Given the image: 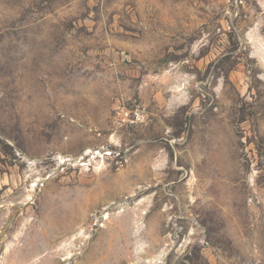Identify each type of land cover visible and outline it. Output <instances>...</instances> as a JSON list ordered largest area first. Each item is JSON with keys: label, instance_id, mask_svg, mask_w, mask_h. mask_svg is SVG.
I'll return each mask as SVG.
<instances>
[{"label": "rangeland", "instance_id": "374dc122", "mask_svg": "<svg viewBox=\"0 0 264 264\" xmlns=\"http://www.w3.org/2000/svg\"><path fill=\"white\" fill-rule=\"evenodd\" d=\"M0 264H264V0H0Z\"/></svg>", "mask_w": 264, "mask_h": 264}, {"label": "bare ground", "instance_id": "6f19581e", "mask_svg": "<svg viewBox=\"0 0 264 264\" xmlns=\"http://www.w3.org/2000/svg\"><path fill=\"white\" fill-rule=\"evenodd\" d=\"M106 218H108V215L107 216H105Z\"/></svg>", "mask_w": 264, "mask_h": 264}]
</instances>
